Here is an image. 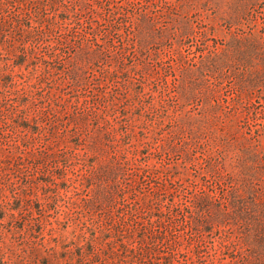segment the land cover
I'll return each instance as SVG.
<instances>
[{"label":"rangeland","instance_id":"obj_1","mask_svg":"<svg viewBox=\"0 0 264 264\" xmlns=\"http://www.w3.org/2000/svg\"><path fill=\"white\" fill-rule=\"evenodd\" d=\"M0 264H264V0H0Z\"/></svg>","mask_w":264,"mask_h":264}]
</instances>
